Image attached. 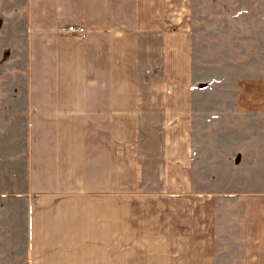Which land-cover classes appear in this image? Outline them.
Masks as SVG:
<instances>
[{
    "label": "crops",
    "instance_id": "obj_1",
    "mask_svg": "<svg viewBox=\"0 0 264 264\" xmlns=\"http://www.w3.org/2000/svg\"><path fill=\"white\" fill-rule=\"evenodd\" d=\"M195 1L26 0L25 173L0 264H157L149 236L195 200L198 134L264 116L259 79L197 75L222 31Z\"/></svg>",
    "mask_w": 264,
    "mask_h": 264
},
{
    "label": "rangeland",
    "instance_id": "obj_2",
    "mask_svg": "<svg viewBox=\"0 0 264 264\" xmlns=\"http://www.w3.org/2000/svg\"><path fill=\"white\" fill-rule=\"evenodd\" d=\"M195 2L200 4L196 6L199 18L219 21L212 30L222 31L207 39L214 38L215 42H207L204 53L197 51V59L214 65L213 70H197V75L213 81L222 77L226 83L259 79L263 84L264 0ZM25 10L26 0H0V262L4 246L12 242L10 235L3 236L11 233V215L21 212L19 202L14 204L12 198L22 192L25 173L26 125L19 117L26 85ZM228 93L220 91L218 95ZM218 95L211 93L206 98L218 101ZM259 96L264 99V93ZM241 117L243 120L221 126L223 139L216 141L198 134L191 189L195 200L189 207L181 199L179 229L163 220L162 230H157L161 234L149 236L155 241L147 244L145 261L264 264V116L252 120L247 114ZM152 199L148 198V208L142 205V211L158 206ZM185 212L188 219L183 216ZM187 224L192 228L190 235ZM178 246L181 251H173Z\"/></svg>",
    "mask_w": 264,
    "mask_h": 264
},
{
    "label": "built area",
    "instance_id": "obj_3",
    "mask_svg": "<svg viewBox=\"0 0 264 264\" xmlns=\"http://www.w3.org/2000/svg\"><path fill=\"white\" fill-rule=\"evenodd\" d=\"M67 31L70 33H83L85 31L84 27L81 26H69L67 27Z\"/></svg>",
    "mask_w": 264,
    "mask_h": 264
}]
</instances>
